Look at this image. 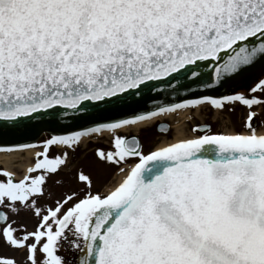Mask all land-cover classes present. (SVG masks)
Here are the masks:
<instances>
[{
    "label": "snow or ice",
    "instance_id": "6c2138e0",
    "mask_svg": "<svg viewBox=\"0 0 264 264\" xmlns=\"http://www.w3.org/2000/svg\"><path fill=\"white\" fill-rule=\"evenodd\" d=\"M257 56H264V0H0V122L76 119L155 92L164 78L192 95L190 85L210 89ZM257 90L264 78L249 89ZM236 101L264 105L242 92L193 96L53 134L19 179L0 169V247L23 253L22 261L0 254V264H264V132L252 111L246 131L197 124L192 131L203 134L147 152L135 136L114 134V151L95 155L116 164L136 159L118 184L92 191L80 171L87 190L38 206L84 135ZM57 145L64 150L50 156ZM22 210L38 218L31 231L8 219Z\"/></svg>",
    "mask_w": 264,
    "mask_h": 264
},
{
    "label": "rangeland",
    "instance_id": "374dc122",
    "mask_svg": "<svg viewBox=\"0 0 264 264\" xmlns=\"http://www.w3.org/2000/svg\"><path fill=\"white\" fill-rule=\"evenodd\" d=\"M254 87V86H252ZM251 89V88H249ZM240 91L245 93L246 95H257L260 98H264V91L257 90L255 93H251L250 91ZM184 109H189L188 118L183 122L179 131H174L170 128V131L163 132V133H153L151 132V126L153 122L147 123L143 126L138 127L135 131L133 129L127 128L124 130L117 131L116 133H105L100 137H93V140L85 142L82 141V145L88 146H95V150L97 148L103 149L105 152L108 150H113L112 147V137L114 134L117 135H127L130 133H137L140 132L143 135V141L141 143L143 151L147 152L151 149L156 148L160 144L171 142L174 137L182 136L183 138L191 137L197 135L199 132H193L192 129L194 125L200 123L209 124L211 130L213 132H223V131H246L243 127V121L245 116L247 115L248 111L255 112L256 115L253 119V126L256 128L258 133L264 132V105H253L251 108L248 106L243 105L242 103L236 101L232 103L225 102V107L223 110L211 108L209 105H202V106H190L185 107ZM168 122V121H167ZM132 128V127H131ZM95 138V139H94ZM62 148H58L61 150ZM80 150V151H84ZM94 153H90L87 155V159L82 161H76L75 159V152H69L70 163L69 165L75 166L76 164L79 166V170L83 171L86 174L88 172L91 175V182H92V190L93 191H100L102 193H106L107 191L111 190L126 174L127 168L131 166L136 159L135 158H128L125 162H121L116 164L114 162H106L101 161ZM77 151V150H76ZM33 158L31 159V163ZM123 168L124 171H120ZM79 188H84L81 182L78 184ZM0 254L14 256L18 261L23 260V253L22 251H16L7 247H0ZM61 254L65 256H70V253L64 252L61 250Z\"/></svg>",
    "mask_w": 264,
    "mask_h": 264
},
{
    "label": "water",
    "instance_id": "95a60500",
    "mask_svg": "<svg viewBox=\"0 0 264 264\" xmlns=\"http://www.w3.org/2000/svg\"><path fill=\"white\" fill-rule=\"evenodd\" d=\"M225 54L222 53V55ZM261 70H264V56H257L251 64L242 65L241 69H238L236 73L227 75L224 77L222 83L214 85L210 89H200L190 85V89H195L192 95L186 93L183 88H176L175 84L164 78L163 83H154L153 86L157 90L155 92L148 91L142 96L130 99L124 104L102 111L77 114L76 119H57L53 122L46 120L31 121L16 126L0 122V147L17 148L14 145H33L44 134H64L78 131L81 128L93 127L96 124L108 123L114 119H130L135 115L149 111L155 112L157 107L170 103H179L183 99H190L193 96L226 95L235 83L241 82ZM205 71L210 72L211 70L205 69ZM206 82L210 83V80H206ZM157 130L159 132H167L168 125L166 123H159Z\"/></svg>",
    "mask_w": 264,
    "mask_h": 264
},
{
    "label": "flooded vegetation",
    "instance_id": "af4514ba",
    "mask_svg": "<svg viewBox=\"0 0 264 264\" xmlns=\"http://www.w3.org/2000/svg\"><path fill=\"white\" fill-rule=\"evenodd\" d=\"M264 78V70L248 77L247 79L241 81V82H237L235 83L232 88L229 90V92L226 95H230L236 92H240V91H245L248 90L249 88H252V86H254L259 79ZM250 96V95H249ZM163 113H156L155 115L148 117V119H153L152 122V126H151V132L156 133L158 132L157 128H158V124L159 122H166L167 120L165 119H158V116L161 115ZM137 122H132L129 125H126L125 127H130L134 125ZM201 124V123H200ZM206 124V123H203ZM209 125V124H208ZM124 126H121L120 128L116 129V130H108V129H104L101 130L100 132H95V133H88L86 135H84L81 139V141L78 143V145L75 147V150L73 151L71 148L67 149L68 152H75V162L76 161H82L87 159V155H89L90 153H94L95 150V146H88V148L86 147V145H82V141L84 140L85 142L87 141H91L93 140V137H100L102 135H105V133H116L117 131H120L123 129ZM168 131H170V129H168ZM159 133V132H158ZM199 134H203V133H197V135ZM131 135H135L139 141V143L141 144L143 141V135L140 132L137 133H130L125 135L126 137H130ZM51 135L50 134H45L42 135L41 137L38 138V140L36 141V143L34 145H29L26 148H10V147H5V148H1L0 147V153H8L10 151H20V152H24L27 149H32L34 150V154L30 156L29 161H30V165L34 163L35 161V153L37 152H41L43 151V145L41 144V141L48 139ZM95 139V138H94ZM113 147V145H111ZM62 149L60 151H63V147H61ZM84 151H80L83 150ZM77 150V151H76ZM58 154V148L56 146H53L49 152V155H55ZM91 155V154H90ZM23 156V155H22ZM70 157V156H69ZM87 157V158H86ZM33 158V161L31 163V159ZM21 159H23L21 157ZM23 161V160H22ZM70 163V158L68 159V163L67 165ZM66 165V166H67ZM63 167L60 169V171L56 174L55 177H49L48 183L45 186L46 189L52 193V195L49 197L47 195V192L45 194L44 197H41L38 201V206H49L53 204V201L57 198H59L64 192L72 189H78V184H79V180L76 178V174L78 172H80L79 170V166L76 164L75 166L73 165H69L68 167ZM0 169H5L8 171H12L15 174V178L19 179L21 177V175L24 173L25 169L22 168V164L21 163H14L11 166L7 167L3 164H0ZM35 174V173H33ZM90 177L91 179V175L88 172V174H86ZM0 179H3V177H0ZM56 179H60L62 180V183L60 184H55L53 183L54 180ZM82 185H84V189L87 190V184L86 182H81ZM93 189V188H92ZM93 191V190H92ZM70 206V205H66L65 207ZM2 210V209H0ZM6 211V210H5ZM7 216L9 221H14L15 223L13 224V227H18L20 224H23L27 230L31 231L34 229L35 224L37 222V217H35L32 213L30 212H26V211H21L19 213L13 214L11 212H7ZM3 223H0V227H3ZM67 257V256H66Z\"/></svg>",
    "mask_w": 264,
    "mask_h": 264
},
{
    "label": "bare ground",
    "instance_id": "6f19581e",
    "mask_svg": "<svg viewBox=\"0 0 264 264\" xmlns=\"http://www.w3.org/2000/svg\"><path fill=\"white\" fill-rule=\"evenodd\" d=\"M258 72H260V71H258ZM188 112H189V109H184V110L181 109V110H175V111H171V112H166L164 114L159 115L158 119L167 120L168 123L170 124V127L174 131H179L181 126H182V124H183V122L188 118ZM152 120L153 119H147V120H144V121H141V122H137V123H135L134 125L131 126L132 127L131 129H133V131H135L138 127L143 126V125H145L147 123H150V122H152ZM127 128H129V127H125L124 126L122 130L127 129ZM180 138H183V137L180 136V135L176 136V137L173 138V140L171 142L163 143V144H160L159 146H164V145H166L168 143L175 142L177 139H180ZM159 146H157V147H159ZM33 154H34V150H32V149H27L24 152L10 151L8 153H0V164H3L5 166L9 167V166H11L14 163H21L22 164V168L26 169L30 165L29 158ZM21 157L23 159H21ZM130 167L131 166H129L127 168V170Z\"/></svg>",
    "mask_w": 264,
    "mask_h": 264
}]
</instances>
